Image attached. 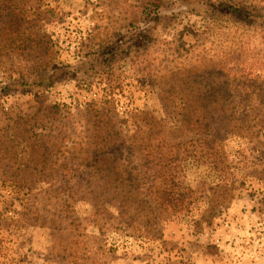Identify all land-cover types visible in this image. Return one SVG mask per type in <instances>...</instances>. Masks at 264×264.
<instances>
[{
  "label": "rangeland",
  "instance_id": "rangeland-1",
  "mask_svg": "<svg viewBox=\"0 0 264 264\" xmlns=\"http://www.w3.org/2000/svg\"><path fill=\"white\" fill-rule=\"evenodd\" d=\"M160 1L156 11L153 0L20 1L15 33L0 35V264H264V132L255 114L238 113L250 128L223 138V164L213 159L210 175L206 163L187 175L152 160L143 167L141 154L148 144L152 153L161 141L189 142L180 104L190 89L179 83L189 70L210 65L229 81L264 83V0ZM220 4L259 19L234 26ZM10 12L0 5V19ZM18 34L22 47L12 46ZM50 76L58 77L33 85ZM222 107L216 96L214 133L226 121ZM200 125L193 134L202 136ZM147 173L190 187L174 202L164 192L127 202ZM57 190L77 194L72 230L85 233L61 232L56 219L68 204Z\"/></svg>",
  "mask_w": 264,
  "mask_h": 264
},
{
  "label": "trees",
  "instance_id": "trees-1",
  "mask_svg": "<svg viewBox=\"0 0 264 264\" xmlns=\"http://www.w3.org/2000/svg\"><path fill=\"white\" fill-rule=\"evenodd\" d=\"M20 1L22 0H0V5H4L7 7L9 6V8L11 9V12L9 14L0 19V23L5 26V30H0L1 36H3L5 32H9V36L15 33L17 29L16 23L18 22L17 15L15 13L19 10ZM157 1H159V5L161 7V1ZM152 4H154L155 6V11L160 8L156 5V0H153ZM147 6H149V9L151 4ZM23 7L26 8L25 6ZM218 9L219 13L225 17L227 16L234 26L243 25L244 27L248 28V26H254L255 22L259 19L256 16L243 14L240 7L227 8V4H220ZM153 12L154 11H152V13ZM24 36V34H18L16 36V44H13L12 46L20 45V47H22V45H24ZM202 67L203 68H201L200 66L198 67V69L189 70L187 72L188 75L185 76L186 78L179 80V83L184 82L183 85L190 89V91H186L184 95L188 99V102L180 104V112L186 113V116L188 118L185 122L182 123L189 125L188 128L192 129L191 131H188V133H190V136L188 137L189 142H182L181 144H177L178 146H173L174 148H171V146L174 144L161 141V144L156 148V150H153L152 153H150V151L155 147H152L148 144V147H146L144 151L141 152L143 157V167L151 165L148 161L152 160L151 162H153L156 167H159L162 170L170 168L165 171L171 173L175 169L174 171H176V173H185L187 175L191 172L198 171L203 167L204 163H206L209 166L207 171L210 175L211 173L216 172L219 169V167L215 166L213 162H211L213 159H217L221 164H223V150L221 147L223 145V138L227 135L234 134L237 130H241L242 128H250L249 119L243 117V115L240 114V117L242 118L241 119L238 116L239 112H245L247 116H249V114H255V117L259 119L258 134L264 132V83L259 84V79H256L252 83V80H249L247 77H240L236 78V80L229 81L225 79L227 75H225L224 73L222 74L220 71H218V73L216 74H213V71L209 68L210 65ZM216 76H218V79L215 78ZM55 78H53L52 76L42 77L35 81L33 85H41L46 81H53ZM262 78L263 77H261L260 79ZM198 85L201 87L200 90L196 89V86ZM212 89L218 91V93L209 92ZM203 90H206V93H203ZM198 91H200V93H198ZM236 94H238V99L240 101L239 105H237L235 102ZM216 96L221 97L223 106L222 112L226 121L224 124L218 126L217 132L214 133L208 127L214 124L216 120L215 113L218 112V110L217 108H211L213 99ZM228 102L231 104V107H228ZM183 119H185V115H183ZM201 122L202 124H205V126L200 125V132L203 133L202 136H200L199 133L193 134L195 132L196 125L200 124ZM191 144L193 145L194 152L185 149ZM193 153L200 154L192 156ZM175 163H178L176 168H174L173 166L175 165ZM156 178L157 174H145L143 177L144 185L141 186L139 181L138 187H134L135 190H131L125 196L126 201L157 202L161 193L164 192L162 199H169L172 200L171 202H174L175 200L173 199L175 197V194L182 193V196H184V191L190 187V183L187 181L177 182L175 174L172 179H169L168 176L165 177L162 180V183L158 182ZM209 179L210 177H207L205 180L206 183H208V188L211 185V183L208 182ZM141 187L143 191H141ZM217 189L218 188H213L211 191H218ZM57 191L63 202L68 204V206L65 207V210H61L62 215H57V218L59 219L56 220L62 222L60 228V230H62L61 232H79L81 234L85 233L86 230L81 229V226H79V230H72L75 229V227L78 228L77 222L74 217L77 214L79 215V212L77 210L75 212V209L73 208V206L77 205V194L69 196L66 190H63L62 192L60 190ZM107 192H110V194H114L115 192H118V190L110 189L107 190ZM91 193L94 197L95 202H90V206L93 205L95 209H99V202L97 201L99 198L98 191L93 190L91 191ZM135 194H137L136 197H134ZM116 195L120 197L121 194L118 192V194ZM109 203L110 205H108L107 208V215H109V211L111 209H115L111 204L112 202ZM119 203L120 202H117L116 208L121 213L122 207ZM147 207L150 210L154 209L153 206L150 207L147 205ZM86 214L92 216L88 213ZM111 216L112 218L115 217L114 215ZM118 217H120V215H118ZM130 229H132V226L118 228L119 231H126ZM92 231H95V229Z\"/></svg>",
  "mask_w": 264,
  "mask_h": 264
},
{
  "label": "crops",
  "instance_id": "crops-1",
  "mask_svg": "<svg viewBox=\"0 0 264 264\" xmlns=\"http://www.w3.org/2000/svg\"><path fill=\"white\" fill-rule=\"evenodd\" d=\"M58 264H62V263L59 262ZM63 264H65V263H63Z\"/></svg>",
  "mask_w": 264,
  "mask_h": 264
}]
</instances>
